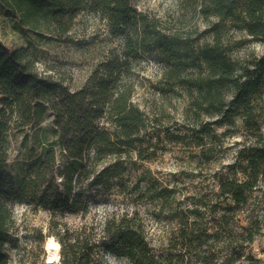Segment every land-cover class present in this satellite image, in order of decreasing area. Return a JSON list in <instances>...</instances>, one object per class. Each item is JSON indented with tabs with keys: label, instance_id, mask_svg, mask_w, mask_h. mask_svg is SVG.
Segmentation results:
<instances>
[{
	"label": "trees",
	"instance_id": "16d2710c",
	"mask_svg": "<svg viewBox=\"0 0 264 264\" xmlns=\"http://www.w3.org/2000/svg\"><path fill=\"white\" fill-rule=\"evenodd\" d=\"M137 1L0 0L21 18H49L62 34L78 15L93 14L122 42L108 50L78 88L41 73L30 48L9 49L0 43V264H8L4 245L13 240L9 201L76 213L84 202L78 185L102 178V164L133 158L134 153L150 158L144 149L155 144L153 120L136 101L133 81L135 63L145 56L163 67L162 93L177 88L188 92L185 113L197 122L189 130L205 160L213 158L209 144L240 134L238 123L243 125L245 134L237 141L242 148L229 165L234 175L219 177L216 206L224 213L212 234L217 245L207 257L206 229L184 215L173 245L157 252L144 220L126 212L106 217L89 231L86 226L73 232L66 227L56 238L61 264H108V256L131 264H264L248 249L264 236V212L250 200L264 188V53H240L255 42L264 48V0H185L209 24L197 38L184 37L188 33L140 10ZM208 34L213 41L199 43ZM38 104L50 108L57 139L44 147L36 167L19 184L9 170L4 136L13 124L29 126ZM200 211L190 212L197 218ZM239 212L246 214L245 224L237 221Z\"/></svg>",
	"mask_w": 264,
	"mask_h": 264
},
{
	"label": "rangeland",
	"instance_id": "374dc122",
	"mask_svg": "<svg viewBox=\"0 0 264 264\" xmlns=\"http://www.w3.org/2000/svg\"><path fill=\"white\" fill-rule=\"evenodd\" d=\"M136 5L166 25L188 33L184 37L197 38L209 25L195 6H188L185 0H138ZM206 41H213L212 34L199 39V43ZM0 43L9 49L30 48L41 73L64 79L68 85L78 88L108 50L120 47L122 42L112 38L105 20L87 12L78 15L70 31L62 34L56 32L49 18L43 15L21 18L0 3ZM251 51L261 56L264 48L255 42L240 53ZM162 74L163 67L150 56L135 63V99L153 120L155 144L144 149V154L150 158L140 159L134 153L133 158L112 159L102 164L98 169L105 171L102 178L84 179L78 185L84 202L76 213L36 209L25 203L9 201L14 224L13 240L4 245L8 264H61V261L47 260L46 244L50 238L56 239L66 227L73 232L86 226L89 231L92 225H98L106 217L126 212L137 214L144 220L157 252L173 245L181 218L184 215L189 217L191 222L196 221L206 229L207 234L203 235L210 244L204 251L207 257L211 256L217 245L212 234L224 213L216 206L219 177L234 175L229 165L237 159L242 148L237 141L245 132L243 125L238 123L240 134L227 135L209 144L213 152L208 156L213 158L205 160L189 130L197 122L185 113L188 92L177 88L168 94L162 93L159 90ZM53 121L50 108L38 104L29 126L16 128L13 124L4 136L9 170L19 184L36 167L44 147L57 139ZM261 127L264 131V115ZM250 200L252 207L264 212V188L255 191ZM192 209L201 210L198 219L190 212ZM239 213L237 221L242 220L245 224L243 215L246 214ZM248 249L264 262V236ZM107 258L108 264H131L125 259Z\"/></svg>",
	"mask_w": 264,
	"mask_h": 264
},
{
	"label": "bare ground",
	"instance_id": "6f19581e",
	"mask_svg": "<svg viewBox=\"0 0 264 264\" xmlns=\"http://www.w3.org/2000/svg\"><path fill=\"white\" fill-rule=\"evenodd\" d=\"M48 262L61 261V244L54 238H50L46 244Z\"/></svg>",
	"mask_w": 264,
	"mask_h": 264
}]
</instances>
